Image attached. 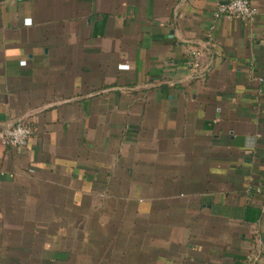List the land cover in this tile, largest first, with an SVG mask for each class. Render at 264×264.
Segmentation results:
<instances>
[{
	"label": "crops",
	"instance_id": "0c3cea01",
	"mask_svg": "<svg viewBox=\"0 0 264 264\" xmlns=\"http://www.w3.org/2000/svg\"><path fill=\"white\" fill-rule=\"evenodd\" d=\"M220 1L0 0V264H264V0Z\"/></svg>",
	"mask_w": 264,
	"mask_h": 264
},
{
	"label": "built area",
	"instance_id": "2783aa9c",
	"mask_svg": "<svg viewBox=\"0 0 264 264\" xmlns=\"http://www.w3.org/2000/svg\"><path fill=\"white\" fill-rule=\"evenodd\" d=\"M257 14V7L251 0H221L213 11L212 24L217 19H252ZM206 46L201 42L190 44L185 57V65L197 76H203L211 70V64L204 62L203 56ZM263 82L262 77L258 78ZM32 134V129L22 121L0 127V144L5 146H23ZM254 259L253 255L247 256V260Z\"/></svg>",
	"mask_w": 264,
	"mask_h": 264
},
{
	"label": "rangeland",
	"instance_id": "374dc122",
	"mask_svg": "<svg viewBox=\"0 0 264 264\" xmlns=\"http://www.w3.org/2000/svg\"><path fill=\"white\" fill-rule=\"evenodd\" d=\"M76 243H77V241H76ZM75 246H77V244H75Z\"/></svg>",
	"mask_w": 264,
	"mask_h": 264
}]
</instances>
